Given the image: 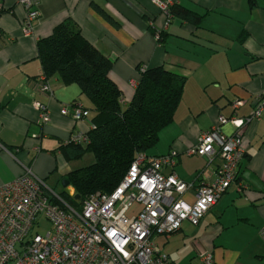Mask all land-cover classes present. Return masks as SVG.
<instances>
[{"label": "crops", "instance_id": "crops-1", "mask_svg": "<svg viewBox=\"0 0 264 264\" xmlns=\"http://www.w3.org/2000/svg\"><path fill=\"white\" fill-rule=\"evenodd\" d=\"M156 1L35 0L38 17L31 35H24L23 6L17 0H0V186L26 166L49 191L62 196L56 182L77 169V159L67 161L61 146L73 135L90 131L91 104L76 84H65L58 74L49 77L53 96L39 91L34 82L43 74L37 41L62 22L79 29L111 61L122 104L130 101L147 68L162 66L184 78L172 121L146 153L175 150L173 171L179 179L194 186L212 180L219 159L189 156L186 150L219 116H247L264 90V0H158L202 15L199 24L170 15L167 27ZM235 100L241 104L233 109ZM36 102L49 110L46 124L39 123ZM71 102L87 108L88 118L62 116L61 106ZM222 131L231 135L236 130L227 123ZM239 133L244 156L238 182L245 188L238 191L233 183L197 226L184 221L177 231L154 237L157 249L176 264H199L202 249L212 253L216 264H264V113ZM183 198L192 203L193 188ZM132 207L139 209L138 204Z\"/></svg>", "mask_w": 264, "mask_h": 264}, {"label": "built area", "instance_id": "built-area-1", "mask_svg": "<svg viewBox=\"0 0 264 264\" xmlns=\"http://www.w3.org/2000/svg\"><path fill=\"white\" fill-rule=\"evenodd\" d=\"M25 9L21 22L24 35H31L38 11L35 0H17ZM166 15L169 3L156 1ZM160 40V34L155 32ZM35 84L42 93L53 96L49 78L41 74ZM241 102L235 100L233 109ZM39 123L49 120L48 108L35 103ZM264 113V90L255 98L251 112L245 117L219 116L217 123L199 134L196 143L186 150L189 156L219 159V165L208 183L194 186L177 177L173 171L177 152L150 156L136 155L118 185L108 194L95 193L85 198L79 209L72 207L49 191L30 169L0 186V264H176L157 249L154 237L177 231L182 222L197 226L204 214L234 183L238 191V169L244 156L240 129ZM62 116L74 121L88 118L89 110L78 102L63 104ZM234 125L235 133L222 131L224 124ZM94 126L91 124V129ZM87 136L73 135L69 142L83 143ZM169 171L165 172L164 169ZM193 188V202L184 198ZM133 204L139 209L131 210ZM42 215L51 228L45 235L31 234V228ZM199 264H216L210 251L198 252Z\"/></svg>", "mask_w": 264, "mask_h": 264}, {"label": "trees", "instance_id": "trees-1", "mask_svg": "<svg viewBox=\"0 0 264 264\" xmlns=\"http://www.w3.org/2000/svg\"><path fill=\"white\" fill-rule=\"evenodd\" d=\"M169 13L192 24H199L202 18L180 5H172ZM37 56L44 75L58 74L65 84H76L91 104L94 128L86 134V145L69 142L61 146L67 161L79 159L87 150L94 156L92 164L74 169L64 178L80 199L65 194L59 197L64 202L71 198V206L79 209L88 196L112 192L136 155L155 146L159 131L173 119L184 78L162 66L147 68L130 101L122 104V92L111 76V61L69 22L59 23L50 35L37 41Z\"/></svg>", "mask_w": 264, "mask_h": 264}, {"label": "rangeland", "instance_id": "rangeland-1", "mask_svg": "<svg viewBox=\"0 0 264 264\" xmlns=\"http://www.w3.org/2000/svg\"><path fill=\"white\" fill-rule=\"evenodd\" d=\"M83 145L85 146L86 144L83 143ZM93 162H94L93 153L91 151L87 150V151H84V153L82 154V156L79 159H77V162H75L74 165H75V168H78V167L88 166V165L92 164ZM61 181L59 180L58 182H56V185H57V188H58L59 191L63 190V187L61 185ZM71 200L72 199L69 198V197H67L65 199V201L68 204H70V205L72 204ZM133 209L134 208L131 207V210H133ZM37 222L38 223H35L33 225V227L31 228V231H30L31 234L32 235L33 234H38V235H41V236L45 235L46 232L48 230H50V228H51L50 222L47 219H45L42 215H39L37 217Z\"/></svg>", "mask_w": 264, "mask_h": 264}, {"label": "water", "instance_id": "water-1", "mask_svg": "<svg viewBox=\"0 0 264 264\" xmlns=\"http://www.w3.org/2000/svg\"><path fill=\"white\" fill-rule=\"evenodd\" d=\"M61 185L63 187L64 194L66 196H72L75 200L79 201L80 196L78 194H73V195L71 194L72 186L69 185V182L67 179H62Z\"/></svg>", "mask_w": 264, "mask_h": 264}, {"label": "clouds", "instance_id": "clouds-1", "mask_svg": "<svg viewBox=\"0 0 264 264\" xmlns=\"http://www.w3.org/2000/svg\"><path fill=\"white\" fill-rule=\"evenodd\" d=\"M73 195V194H72Z\"/></svg>", "mask_w": 264, "mask_h": 264}]
</instances>
